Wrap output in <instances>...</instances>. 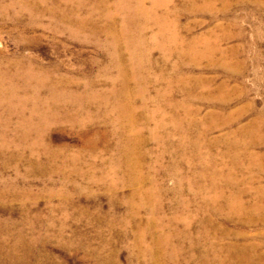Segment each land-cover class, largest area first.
Masks as SVG:
<instances>
[{"label": "rangeland", "instance_id": "rangeland-1", "mask_svg": "<svg viewBox=\"0 0 264 264\" xmlns=\"http://www.w3.org/2000/svg\"><path fill=\"white\" fill-rule=\"evenodd\" d=\"M103 1L101 7L94 0H0V68L42 75V85L26 83L28 94L37 92L42 107L53 101L52 90L65 95L58 97L63 110L52 113L58 121H46L42 135L32 132L23 142L26 147L17 126L24 116H31L30 110L18 118L17 112L0 108V114L9 118L7 126L0 121V134L7 129V139L0 137V190L7 195L0 201V264H154L145 254L146 246L157 236L187 226L193 235L204 226L207 240L224 247L231 240L232 248L236 240L257 243L258 251H264V214H257L253 224L233 217L227 223L226 214L203 219L207 214L199 216L196 205L185 214L178 203V195L194 199L223 192L245 195L246 202L264 195V0H125L127 7H118L112 18L105 12L113 11L117 0ZM70 11L77 19L87 18L80 35L58 31L61 23L55 14ZM91 21L117 27L123 36L117 50L104 46L108 34L98 28L100 34L94 33ZM163 24L166 35L161 32ZM18 82L25 94V81ZM115 89L122 95L114 96ZM105 93L111 94L100 96ZM88 94L94 95L92 100ZM127 98L137 115L128 125L142 139L133 151L122 147L131 133L124 134L126 129L112 121L127 123V117L118 120L113 109ZM172 103L181 104L176 108L180 118L186 109L198 113L192 116L199 124L192 126V138L214 127L200 138L202 152L191 161L187 156L192 149L179 148L181 132H173ZM65 112L79 123L64 119ZM256 117L262 118L260 130L240 131ZM162 118L165 129L157 125ZM40 119L31 116L37 124ZM122 156L132 159L128 165L123 161L121 165ZM134 162L138 169L128 175ZM138 171L144 179L135 184L131 177ZM137 186L156 195L163 189V208L149 202L134 209L131 196ZM150 221L153 236L138 245L136 235ZM228 229L231 239L221 238ZM206 238L198 251L183 240L176 260L163 257L159 264H197L199 248L211 242ZM180 239L175 237L173 245ZM15 244L20 246L18 256L8 257ZM165 245L159 247L161 254L170 252ZM233 251L228 264H236Z\"/></svg>", "mask_w": 264, "mask_h": 264}, {"label": "bare ground", "instance_id": "bare-ground-1", "mask_svg": "<svg viewBox=\"0 0 264 264\" xmlns=\"http://www.w3.org/2000/svg\"><path fill=\"white\" fill-rule=\"evenodd\" d=\"M93 1V0H92ZM95 2H98V6L100 5L101 7L103 6L104 2L103 0H94ZM20 2V1H19ZM22 2V1H21ZM28 2V1H27ZM24 3V2H23ZM34 3V2H33ZM58 3V2H57ZM27 4V3H26ZM25 5V4H24ZM30 5V4H29ZM32 5V4H31ZM30 5V6H31ZM121 5L124 7H127V3L126 1H122L121 4L119 2V0H117L115 2L114 5V10L113 11H108L107 13L105 12V16L107 18H112L114 17L115 11L118 7H121ZM130 5V4H129ZM137 5V4H136ZM131 6V5H130ZM77 7V6H76ZM129 7V6H128ZM3 8V7H2ZM23 8V7H22ZM122 8V7H121ZM146 8V7H145ZM32 9V8H31ZM36 9V8H35ZM93 9V8H92ZM149 9V8H148ZM168 9V8H167ZM5 10V9H4ZM74 10V9H73ZM99 10V9H98ZM139 10V9H138ZM141 10V9H140ZM143 10V9H142ZM128 11V10H127ZM98 12V11H97ZM125 12V11H124ZM131 12V11H130ZM35 13V12H34ZM54 13V12H53ZM75 13V12H74ZM73 12H59L55 15L59 16V23L56 25L58 27V31H64L67 32L69 34H79L80 32H83L85 30V26L87 25V18H76V16L74 15ZM102 13V12H101ZM100 14V13H98ZM164 14V13H163ZM54 15V14H53ZM89 15V14H88ZM102 16V14H101ZM100 16V17H101ZM162 16V15H161ZM90 17V16H89ZM149 17V14H148ZM163 17V16H162ZM165 17V16H164ZM156 18V17H155ZM154 18V19H155ZM102 19V18H101ZM140 19V17H139ZM147 19V18H146ZM90 22V19H88ZM164 20V19H163ZM154 21V20H153ZM169 21V20H168ZM171 21V20H170ZM57 22V21H56ZM92 22V21H91ZM158 23V22H157ZM92 26L94 25L93 28H96L95 31H93L94 33H97L96 31H100V33H107L109 36V38L103 40V44L106 47L109 48H113L114 50H117L118 45L120 44L119 41L121 39V37L123 38V36H120L121 33L117 30V27H113L114 25H110V24H102L100 23H95L92 22L91 23ZM156 24V23H155ZM162 24V23H161ZM166 24V23H165ZM175 24V23H174ZM89 25V24H88ZM122 25V24H121ZM164 25V24H163ZM158 26V25H157ZM173 26V25H172ZM121 27V26H120ZM147 27V26H146ZM163 27L161 28V32L163 35L167 34V28L166 26H160ZM98 28V29H97ZM116 28V31L113 30ZM121 29V28H120ZM125 29V28H124ZM90 30V29H89ZM123 30V29H122ZM144 30V29H143ZM169 30V29H168ZM174 30V29H173ZM125 32V30H123V33ZM144 32V31H143ZM159 32V31H158ZM174 32V31H172ZM177 32V31H176ZM99 33V34H100ZM98 34V33H97ZM98 34V35H99ZM175 34V33H174ZM172 33L171 38L174 40H177V35H174ZM162 35V36H163ZM57 36V35H56ZM161 36V35H160ZM164 37V36H163ZM170 37V36H169ZM185 37V36H184ZM205 38V37H204ZM168 39V38H167ZM171 40V39H170ZM124 41V40H123ZM197 42V41H195ZM125 43V42H124ZM127 43V42H126ZM123 44V42L121 43ZM173 44V43H172ZM182 45V44H181ZM188 45V42H187ZM210 46V45H209ZM135 47V46H134ZM193 47V45H192ZM196 47V46H194ZM206 47V46H205ZM212 48V47H211ZM184 49V48H183ZM186 49V48H185ZM189 49V48H188ZM191 49V48H190ZM197 50V49H196ZM200 50V49H199ZM208 50V48H207ZM120 51V49H119ZM174 51V50H173ZM185 51V50H184ZM205 51V50H204ZM189 52V51H188ZM212 52V51H211ZM129 53V52H128ZM186 53V52H185ZM191 53V52H190ZM147 54V53H146ZM197 54V53H196ZM165 55V54H164ZM184 55V54H183ZM182 55V57H184ZM118 56V55H117ZM189 56V55H188ZM194 56V55H193ZM167 57V56H166ZM178 57V56H177ZM119 58V57H118ZM129 58V57H128ZM193 58V57H192ZM202 58V57H201ZM209 58V57H208ZM211 58V57H210ZM212 59V58H211ZM200 60V59H199ZM13 61V60H12ZM9 62V61H8ZM15 62V61H14ZM13 62V63H14ZM12 63V62H11ZM9 63V64H11ZM19 63V61H18ZM132 63V62H131ZM138 63V62H137ZM151 63V62H150ZM4 64V63H3ZM17 64V63H16ZM122 64V63H121ZM13 65V64H12ZM133 65V64H132ZM11 66V65H10ZM9 66V67H10ZM19 66V65H18ZM22 66V65H21ZM24 66V65H23ZM166 66V65H165ZM13 67V66H12ZM15 67V66H14ZM143 67V66H142ZM33 68V67H32ZM161 68V67H160ZM18 69V68H17ZM11 70L8 69H2L0 68V108H7L6 110L10 113L13 114V112H17V114L19 116H17L18 118H21V116L26 113L27 110H30V115L32 116L33 114H37L39 116V118H41V122L40 123H35L31 120V116H24V120L23 122H21L17 127L18 129L22 130V135L19 137L20 138V143L23 142H28L29 140V136L32 132H36V133H40L42 135L43 133V129H44V123L46 121H51V122H56L58 121V117H55L52 115V113H56L55 111H62L63 108H60L59 105H61V101L60 99H58V97H63L65 95L61 94L58 92V90L54 89L51 92V96L53 101H47V103L44 102V106L42 107V103L40 100V97L38 95L37 92H34V94L30 95L28 94L29 91V86H27V82L29 83H35L37 86L42 85V82L44 81V78L42 75L36 73L34 70H29L25 73H21L18 70ZM138 69V68H137ZM155 69V68H154ZM27 70V69H26ZM41 70V69H40ZM46 70V69H45ZM117 70V69H116ZM130 70V68H129ZM47 71V70H46ZM45 72V71H44ZM41 73V72H40ZM183 73V72H182ZM133 75V74H132ZM45 76V75H44ZM51 78L53 76H50ZM197 77V76H196ZM46 78V77H45ZM58 78V77H57ZM193 78V77H191ZM61 79V78H60ZM65 79V78H63ZM62 79V80H63ZM18 80H22L23 82L25 81L26 87H25V94H22V91L20 90V88L22 87ZM53 80V79H52ZM47 82V80H46ZM61 82V80H60ZM189 82V81H188ZM60 84V83H58ZM64 84V83H63ZM70 85V84H69ZM68 85V86H69ZM60 86V85H59ZM67 86V87H68ZM185 87V86H184ZM61 88V87H60ZM70 88V87H69ZM173 88V87H172ZM117 89V88H116ZM115 89V91L112 93L114 96H118L121 94L120 91L117 92V90ZM48 90V89H47ZM152 90V89H151ZM197 90V89H196ZM64 91V90H63ZM67 91V90H66ZM150 92V91H149ZM125 95H127L128 93L123 92ZM111 94V93H109ZM108 93L105 94H101V97L104 96H108ZM60 95V96H59ZM122 95V94H121ZM78 96V95H77ZM88 100H92V96L94 95H90L88 94ZM80 97V96H79ZM96 97V96H95ZM121 97V96H120ZM156 97V96H155ZM160 97V96H159ZM75 98V97H74ZM51 99V100H52ZM178 99V98H177ZM100 100V99H99ZM104 100V99H103ZM119 100V99H118ZM147 100V99H146ZM82 101V100H81ZM87 101V100H86ZM102 101V100H101ZM92 102V101H91ZM66 103V102H65ZM71 103V102H70ZM69 103V104H70ZM80 103V101H79ZM98 103V101H97ZM101 104V103H100ZM224 104V103H223ZM63 105V104H62ZM181 104H176V103H172L171 104V108L174 107V109L172 108V112L170 115V120L173 123V132H181V136L180 139L178 141V147L179 148H184L185 150H188L187 147H190L189 151V155L187 156L190 161L191 159L195 158L192 156L194 154H197L198 152H202V145L203 143L200 141L201 137L206 136V134H208L209 131L213 130V126H210L208 129L209 130H205L208 132H204V133H200L199 136H195V138H192L191 136V130H192V126H196L199 125L197 122H194V116H196V114H198L197 112H191L189 109H186V113L184 115H186L184 118H180V116H177V111L176 108L179 107ZM225 105V104H224ZM87 107V106H86ZM160 107V106H159ZM162 107V106H161ZM183 107L185 108V105H183ZM187 107V106H186ZM189 107V106H188ZM187 107V108H188ZM218 107V106H217ZM226 107V106H225ZM133 108V104L131 103V99L127 98V101L125 103H121L120 101L117 102V104L115 105V109L114 111L118 113V120L121 119V117H124L127 119V123H120V121L118 122L117 119L112 120L115 123L114 124H118L121 127H124L126 129V131L123 130L124 134H128L131 133L130 135H128L127 137V142L123 143V149L124 146L126 148V150L129 151H133L132 149H135L136 146L140 143H142V139L135 137L136 131L133 130V122L136 120L137 115H135L132 111ZM182 108V107H181ZM220 108V107H219ZM60 109V110H59ZM65 109V108H64ZM76 109V108H74ZM73 109V110H74ZM135 109V108H134ZM227 109V107H226ZM222 110V109H221ZM79 111V110H78ZM77 111V112H78ZM111 111H113L111 109ZM113 111V112H114ZM158 109H156V114ZM184 111V110H183ZM76 112V111H74ZM81 112V110H80ZM153 112V111H152ZM223 112V111H222ZM225 112V111H224ZM84 113V111H83ZM116 113V114H117ZM215 113V112H214ZM151 114V113H150ZM193 114V115H192ZM71 115V113H70ZM73 115V114H72ZM87 115V114H86ZM165 115V114H164ZM62 116L64 117V119L72 122L73 125L76 126V124H78L79 122L77 121V119L75 120L74 117H69V114L67 112L63 113ZM90 116V115H89ZM193 116V117H192ZM61 117V116H60ZM140 117V116H139ZM153 117V116H152ZM165 117V116H163ZM88 118V117H87ZM209 118V117H208ZM9 118L4 117L2 114H0V121L2 120V123H5L6 126L9 122L8 120ZM154 119V118H153ZM226 119V118H225ZM262 118H255L253 119L248 125H246L244 128H242L240 131H244V132H255L257 129L260 130L261 128V120H259ZM38 120V121H40ZM63 120V119H62ZM122 120V119H121ZM129 120V121H128ZM200 120V119H199ZM264 121V120H263ZM131 122L130 124H132L131 126L128 125V123ZM199 122V121H198ZM226 122V121H225ZM113 124V123H111ZM166 121L165 118L162 120H157V125L159 127H166ZM214 124V122H213ZM118 125V127H120ZM228 125V124H227ZM204 126V125H203ZM206 127V126H205ZM15 128V127H14ZM3 132L1 131L0 137L2 139H7V129L2 128ZM165 129V128H162ZM115 130V129H114ZM113 130V131H114ZM155 130V129H154ZM167 130V129H166ZM171 130V129H170ZM197 130V129H196ZM138 131V130H137ZM156 131V130H155ZM159 131V130H158ZM258 131V130H257ZM115 132V131H114ZM9 133V132H8ZM155 133V132H154ZM157 133V132H156ZM169 133V132H168ZM13 134V133H12ZM15 134V133H14ZM163 134V133H162ZM175 134V133H173ZM257 134V133H256ZM123 135V134H122ZM167 136V135H166ZM169 136V135H168ZM43 137V136H42ZM155 137V136H154ZM158 137V136H157ZM160 137V136H159ZM156 138V137H155ZM215 138V137H214ZM162 138L160 137L158 140H161ZM169 140V139H168ZM171 140V139H170ZM173 140V139H172ZM153 141V140H152ZM221 141V140H220ZM10 142V141H8ZM2 143V142H1ZM26 143H23L22 146H25ZM153 143V142H152ZM164 143V141H163ZM213 143V142H212ZM8 144L7 142H4L3 145ZM136 145V146H135ZM171 145V144H170ZM229 145V144H228ZM27 146V145H26ZM25 146V147H26ZM33 146V145H32ZM38 146V145H37ZM6 148V147H4ZM30 148V147H29ZM38 148V147H37ZM19 149V148H18ZM177 150V148H176ZM181 150V149H180ZM30 151V150H29ZM137 151V150H136ZM228 151V150H227ZM128 152V151H127ZM126 152V154H127ZM135 152V151H134ZM138 152V151H137ZM184 152V151H183ZM131 153V152H130ZM136 153V152H135ZM176 153V152H175ZM129 154V153H128ZM134 154V153H133ZM130 155V154H129ZM198 155V154H197ZM78 156V155H77ZM126 156V155H125ZM135 156H137V154H135ZM175 156V155H174ZM79 157V156H78ZM123 157V156H122ZM128 157V156H127ZM130 157V156H129ZM139 157V156H137ZM135 157V158H137ZM199 157V155H198ZM133 158V157H132ZM187 158V159H188ZM13 159V158H12ZM122 160H118L119 162H121L122 165V161L123 163L126 162V164L128 165L126 157L121 158ZM139 159V158H138ZM202 159V158H201ZM205 159V158H204ZM53 160V159H52ZM137 160V159H136ZM203 160V159H202ZM253 160V159H252ZM176 161V160H175ZM255 161V160H254ZM253 161V162H254ZM138 162V161H137ZM192 163V162H191ZM188 164V163H187ZM174 168H177L178 166H176L175 164L173 165ZM121 167V166H120ZM124 167V166H123ZM126 168V167H125ZM138 169L137 164L134 162L129 164V167L127 168V174L131 175V174H135L134 170L136 171ZM259 169V168H258ZM124 172V170H123ZM183 172V171H182ZM137 174L134 175L133 177H131V181L132 182H136V183H140L144 178L142 177V175L138 172H136ZM177 173V172H176ZM190 174V172H189ZM218 174V173H217ZM127 176V175H126ZM179 176V175H178ZM190 177V176H189ZM130 178V177H129ZM143 178V179H142ZM216 178V177H215ZM141 180V181H140ZM130 181V182H131ZM144 182V181H143ZM192 182V181H191ZM229 182H231V176L229 177ZM135 183V184H136ZM193 183V182H192ZM197 183V182H195ZM133 184V183H132ZM136 186V185H135ZM160 186V185H159ZM199 186V185H198ZM213 186V185H212ZM231 186V185H230ZM138 187V186H137ZM154 187V186H153ZM7 188V187H6ZM158 188V187H157ZM148 189V188H147ZM163 189H160L159 193L156 195L154 194L155 191L154 190H144V188L138 187L134 194L131 196V203L133 204L134 209H137L139 207H141L142 205L146 204V203H153L152 205L156 206V209H162L163 205H162V197L163 195H160V192ZM5 191V190H4ZM3 191V192H4ZM0 190V201H5L6 200V196L7 195H2L3 193ZM158 192V190H157ZM221 195H194L195 198L197 200V197H200L201 200L200 202H196L194 201L193 198H186L185 195H178V197L180 198V200L178 199V203H179V207L181 209V211L186 214V213H190V209L191 206L196 205V213L200 215L203 214H207V217L203 218V219H214L212 217V214L216 215V216H222V215H227L226 218V222L228 223L229 221H231V218L233 217V219H236L238 221H243L246 224H253L256 220H257V214H264V195H256L254 197L253 201H245L244 200V196L245 195H223V192L220 193ZM9 196V195H8ZM13 196V195H12ZM137 199V200H136ZM128 202V201H127ZM150 203V204H151ZM151 207V206H150ZM153 208V207H152ZM133 209V208H132ZM131 209V210H132ZM154 209V208H153ZM155 209V210H156ZM154 210V211H155ZM159 211V210H157ZM152 212V210H151ZM155 213V212H154ZM161 213V212H160ZM139 214V213H138ZM159 214V213H158ZM232 215V216H231ZM225 217V216H224ZM263 217V216H262ZM162 218V217H161ZM174 218V216H173ZM172 218V221H173ZM202 218V217H201ZM163 219V218H162ZM264 220V218H262ZM28 220V219H27ZM235 220V221H236ZM154 221V220H152ZM178 221V220H177ZM181 221V220H179ZM190 221V220H188ZM156 222V220H155ZM158 222V221H157ZM162 222V221H161ZM174 222V221H173ZM206 222V221H203ZM211 223V222H210ZM212 223H214V221H212ZM153 223L150 221V223L145 226L144 228L141 227L142 231H139L136 235V241L138 245H142L143 243H145V238H147V236L152 235V231H151V225ZM175 224V223H174ZM186 224V223H185ZM193 224V223H192ZM224 224V223H223ZM156 225V224H155ZM169 225V223H168ZM176 225V224H175ZM203 225V224H202ZM208 225V224H207ZM221 225V224H220ZM154 226V224H153ZM187 226V225H186ZM213 226V225H212ZM219 226V225H217ZM158 227V226H157ZM160 227V226H159ZM176 227V226H175ZM221 227V226H220ZM219 227V228H220ZM185 228V227H184ZM193 228V227H192ZM166 229V228H165ZM168 229V228H167ZM218 229V228H217ZM221 229V228H220ZM219 229V230H220ZM154 230V229H153ZM160 230V229H158ZM224 230V229H223ZM218 231V230H217ZM165 232V230H164ZM163 232V233H164ZM206 232L207 230L203 228L199 231L198 235H193L192 230H190L188 228V226L183 229V231H180V229L178 230L177 227L171 231V233L166 234V235H161V236H157L156 238H154L153 241V245L150 246H146V248L144 249V251L146 252L145 254H148L149 256H152V259L159 264L160 260L163 259V257H165L166 259L169 260H173L175 261L179 251H181L182 246L181 243L183 240L187 239V241H189L191 243V249L193 250H197L198 246H201L202 244V240L204 239L205 242V238H206ZM220 232V231H219ZM156 233V232H155ZM159 233V232H158ZM168 233V232H167ZM237 233V231H236ZM162 234V233H161ZM23 235V234H22ZM180 236V244L179 245H173V240L175 237ZM220 235V234H219ZM153 236V235H152ZM155 236V235H154ZM209 236V235H208ZM213 236V235H211ZM217 236V234L215 235ZM233 236V235H232ZM37 237V236H36ZM223 237H230L231 239V231L225 230L224 234L221 236V238ZM235 237V236H234ZM208 238V237H207ZM206 238V240H207ZM215 238V237H214ZM38 239V238H37ZM36 239V240H37ZM151 239V238H150ZM35 240V239H34ZM149 240V239H148ZM39 241V240H38ZM208 241V240H207ZM209 241H211L209 239ZM208 241V242H209ZM31 242V241H30ZM29 242V244H30ZM37 242V241H36ZM222 243V242H221ZM220 242H216V241H211L209 242L206 246H203L202 249L200 250V253L197 255L198 258V263L197 264H228V260L231 259V249L234 250L233 252L236 253L235 258H234V263L236 264H264V251H258V247L259 244L257 243H249V242H238L235 240V242L233 243V247L231 248V240L229 242V244H225L224 246H221ZM163 244L169 245L171 247L170 252L168 251L167 253H160L161 251L159 250V247L163 246ZM206 244V243H205ZM165 245V246H166ZM28 246V245H27ZM10 247V246H9ZM19 244H15L12 245L10 249H8V257H14V256H18L17 254H15V252L18 250L19 248ZM29 248V247H28ZM32 248V246H31ZM26 249V248H25ZM161 249V248H160ZM144 251H141V254H144ZM198 251V250H197ZM34 252V251H33ZM215 253V255L212 254ZM218 252H226L225 255H220V253ZM32 254V253H31ZM25 256V255H24ZM33 256V255H32ZM34 257V256H33ZM37 258V257H36ZM190 259H192L191 255L188 257ZM187 258V259H188ZM187 259L185 260V262H187ZM233 259V258H232ZM8 260V259H7ZM13 260V259H12ZM19 260V259H18ZM26 260V258H25ZM38 260V259H37ZM164 260V259H163ZM17 261V260H16ZM30 261V260H29ZM33 262V261H32ZM39 262V261H38ZM154 262V264H155ZM162 262V261H161ZM19 263V262H18ZM22 263V262H21ZM40 263V262H39ZM54 263V262H53ZM33 264V263H32ZM153 264V263H152Z\"/></svg>", "mask_w": 264, "mask_h": 264}]
</instances>
